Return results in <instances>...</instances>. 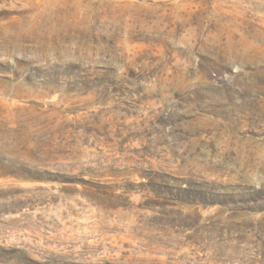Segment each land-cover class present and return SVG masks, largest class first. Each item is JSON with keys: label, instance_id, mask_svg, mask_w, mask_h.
<instances>
[{"label": "rangeland", "instance_id": "obj_1", "mask_svg": "<svg viewBox=\"0 0 264 264\" xmlns=\"http://www.w3.org/2000/svg\"><path fill=\"white\" fill-rule=\"evenodd\" d=\"M0 264H264V0H0Z\"/></svg>", "mask_w": 264, "mask_h": 264}]
</instances>
